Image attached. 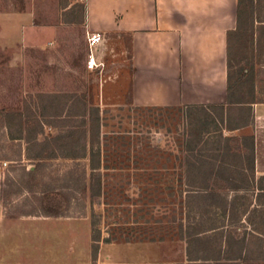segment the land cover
Wrapping results in <instances>:
<instances>
[{"label": "rangeland", "instance_id": "374dc122", "mask_svg": "<svg viewBox=\"0 0 264 264\" xmlns=\"http://www.w3.org/2000/svg\"><path fill=\"white\" fill-rule=\"evenodd\" d=\"M82 4L0 0V264H92L93 212L103 236L117 238L101 243L97 264H264V180L259 179L264 175V120L252 123L248 106H229L222 121V110L210 107L214 103L134 105L129 37L114 33L105 39L95 50L102 65L90 70ZM245 7L243 28L230 48V70L233 81L247 78L240 79L239 96L264 101V0H245ZM50 93L58 95L46 97ZM86 105L98 106L101 115L105 193L94 198L79 187L63 189L67 170L73 172L72 184L84 172L89 179L88 157L58 155L35 175L28 173L38 164L30 158L40 151L36 140L81 124ZM191 120L192 131L206 130L203 135L210 140L204 154L227 149L224 139L213 144L215 136L235 137V155L228 159L238 171V190L227 191L236 198L228 206L233 211L217 219L225 226L223 238L197 243L194 258L200 252L207 258L201 260H191L187 242L173 235L179 221H188L181 142ZM93 139H86L89 154ZM260 202L263 208L257 211ZM212 212L205 205L198 214L209 218ZM229 231L235 237L230 253L224 243Z\"/></svg>", "mask_w": 264, "mask_h": 264}, {"label": "crops", "instance_id": "0c3cea01", "mask_svg": "<svg viewBox=\"0 0 264 264\" xmlns=\"http://www.w3.org/2000/svg\"><path fill=\"white\" fill-rule=\"evenodd\" d=\"M238 4L83 0L82 5L88 32L100 31L106 41L114 33L129 37L134 105L184 106L228 105L229 47L239 33ZM236 105L250 107L252 123L264 120V101Z\"/></svg>", "mask_w": 264, "mask_h": 264}, {"label": "trees", "instance_id": "16d2710c", "mask_svg": "<svg viewBox=\"0 0 264 264\" xmlns=\"http://www.w3.org/2000/svg\"><path fill=\"white\" fill-rule=\"evenodd\" d=\"M248 11L245 7V0H239L238 4V28L237 32H240L243 28L244 16ZM230 49V47H229ZM229 63V69L230 68ZM243 71V70H242ZM243 73V72H242ZM244 74V73H243ZM240 77V76H239ZM242 79L241 83L247 78L240 77L238 81H233V74L229 71V82H228V105L218 104L214 107L222 110L221 120L227 121L223 117L224 111L228 109L229 106H233L237 103H249L254 100H244V98L239 96L237 88ZM58 94H46V97H56ZM45 96V95H44ZM202 108H207L209 106H198ZM206 110V109H205ZM50 117L51 114H47ZM59 115V114H57ZM77 115V114H72ZM82 118V122L79 125H72L68 129L59 132L58 134H51L45 138L44 141L36 140V145L40 146V151L31 155L30 158L37 159L38 164H35L33 168L28 170V173L35 175L38 171L40 165H45L49 160L58 157V155L69 157L73 159H80L88 157L90 161L91 173L88 179L87 172H84L82 177H77V180H74L72 184L71 177L73 176L72 170H67L63 173L65 178V186L63 189H72L74 187H79L78 192L81 191L87 195L88 193L92 198L96 196H102L105 193L103 176L101 173L102 168V154H101V115L100 109L98 106H84L83 111L79 114ZM52 117V116H51ZM60 117V116H58ZM74 117V116H73ZM201 121V120H200ZM53 125V122H49ZM193 121H189L187 128L185 129L186 136L183 140L182 145L186 149V153L183 156L182 165L185 168V172L181 174V184L185 183L186 185V196L184 200V206L187 209V219L185 223L184 220L179 221L173 230V235L185 240L187 242V252L191 260H201L207 259L203 258V255H200V252L195 255L196 250L194 246L197 243H204L209 240L212 236L214 238L221 239L223 238V233L225 226L218 224V218L220 216L226 217L227 212L232 213L233 209H228L229 204L236 198H231L227 191L238 190L239 186L236 184L238 178L236 177L237 169L233 168L234 165L229 161V157L235 155L232 152L231 142L235 140L234 136H223L219 134L216 139L213 141V144H218L221 142V139H224L226 144V150L221 152L218 149V153L215 151L212 154H204L203 150L210 142L208 138L204 137V132L206 130H200L198 135L192 131ZM206 125H204V129ZM237 127L229 128V130H234ZM210 133V131H208ZM89 135H93L94 139L91 141L90 154L87 152L88 141L86 140ZM23 138V137H20ZM220 138V139H219ZM245 140H250L252 138L244 137ZM30 143V141H29ZM253 144V141H251ZM254 145H252V150ZM29 149V148H28ZM217 149V148H216ZM253 152V151H252ZM251 154L248 158L254 162V155ZM227 154V155H225ZM237 155V154H236ZM236 169V170H235ZM244 174L246 180L249 178V175ZM251 177L256 178L255 172H252ZM244 178V179H245ZM260 180H264V175H262ZM185 180V181H184ZM184 181V182H183ZM75 185V186H74ZM82 189V190H81ZM261 193H263V188ZM81 195V194H78ZM236 197V196H235ZM260 200V194H258ZM81 196H78V200H75V203H79ZM208 200V202H207ZM72 203V199L69 200ZM72 205V204H70ZM210 207V211H213L209 218L205 216H200V208L202 206ZM261 202L255 208L257 211H262ZM220 211H216V210ZM220 213V214H219ZM222 213V214H221ZM49 215V214H47ZM194 215V216H193ZM200 216V217H199ZM92 246H91V255H92V264H97L98 255L101 248L102 242H112L116 237H112L109 233L108 236H103V230L100 226L99 219L97 214L93 212L92 214ZM211 231V232H210ZM210 233L211 236L209 235ZM222 234V236L218 235ZM219 236V237H218ZM154 239V238H152ZM162 239V238H161ZM223 240V239H222ZM235 237L231 231L224 236V243L229 250V253L232 252V247L234 245ZM200 251V250H199ZM230 255V254H229ZM230 261H236L232 256L228 258ZM237 263V262H233Z\"/></svg>", "mask_w": 264, "mask_h": 264}, {"label": "built area", "instance_id": "2783aa9c", "mask_svg": "<svg viewBox=\"0 0 264 264\" xmlns=\"http://www.w3.org/2000/svg\"><path fill=\"white\" fill-rule=\"evenodd\" d=\"M106 37L104 33L100 31H94L88 33V46L90 49V54L87 59V67L90 70L98 69L102 63L98 60L95 54V50L98 45L105 41Z\"/></svg>", "mask_w": 264, "mask_h": 264}]
</instances>
